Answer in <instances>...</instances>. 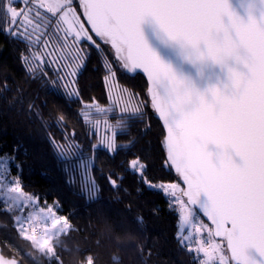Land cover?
Returning a JSON list of instances; mask_svg holds the SVG:
<instances>
[{"label":"snow or ice","instance_id":"1","mask_svg":"<svg viewBox=\"0 0 264 264\" xmlns=\"http://www.w3.org/2000/svg\"><path fill=\"white\" fill-rule=\"evenodd\" d=\"M45 7L60 13L65 51L79 61L66 66L68 75H78L88 59L72 45L107 46L105 98L114 92L133 112L155 115L161 168L169 175L148 179L150 165L139 158L130 169L170 198L169 207L178 206V243L196 264H264V0H254L245 16L231 0H50ZM147 23L192 64L226 70L227 82L200 90L178 76L149 45ZM117 65L142 70V92L125 88L121 95ZM104 143L111 149L112 137ZM0 264L8 262L0 256Z\"/></svg>","mask_w":264,"mask_h":264},{"label":"trees","instance_id":"2","mask_svg":"<svg viewBox=\"0 0 264 264\" xmlns=\"http://www.w3.org/2000/svg\"><path fill=\"white\" fill-rule=\"evenodd\" d=\"M44 13L50 26L38 41L34 34L15 35L0 24V156L8 160V172L19 179L22 191L40 204H55L69 228L54 244L53 256L36 261L32 245L0 204L2 254L18 264H196L177 241L176 210L130 169L139 158L150 165L148 179L159 182L169 175L161 168L155 115L111 110L115 148L100 147L84 112L92 102L109 105L101 77L112 51L86 42L72 45L88 56L73 78L63 79L59 64L31 67L26 58L45 35L62 50L66 73L71 69L66 66L79 62L65 51L66 35L56 28V15ZM117 75L121 87L142 92L140 74L131 77L117 65ZM83 167L97 189L94 197L86 194Z\"/></svg>","mask_w":264,"mask_h":264},{"label":"rangeland","instance_id":"3","mask_svg":"<svg viewBox=\"0 0 264 264\" xmlns=\"http://www.w3.org/2000/svg\"><path fill=\"white\" fill-rule=\"evenodd\" d=\"M46 3H50V0H2L0 2V24L4 23L3 28L15 35H25L27 37L28 33L34 34L33 37L35 36L34 38L38 41L43 34H46L47 27L50 26L47 21L49 19H47L44 12L53 14L48 7H45ZM67 7H71V5H67ZM13 13H15V16H13ZM55 15L56 20H58L56 28H58L60 34L66 35L68 29L60 19V13L57 12ZM50 38L49 36L46 37V35L43 37L40 47L38 50L31 52L30 56L26 58V63L31 65V67L35 66L38 68L44 67L46 63L54 64L55 67H58L57 64H59L64 71L63 79L68 76L73 78L74 75H68L64 70L65 67L62 66L64 65L62 63L65 61L64 57L60 58L62 50L60 47L55 48L56 44ZM45 45H48V49L45 48ZM49 49H57V51L53 55H48ZM68 69L71 72L72 69ZM120 92L123 95V87H121ZM85 109L84 117L86 121L91 122L92 131L97 134L98 145L108 149L110 148L104 143L107 137H112L113 147L111 149L115 148L113 136L115 127L108 117L110 111L117 109L120 112L128 111L135 113L126 103H120L114 92H110L109 105L101 106L92 102L86 105ZM73 151L75 152L74 149ZM8 171V160L4 156H0V204L13 216L19 235L28 240L32 245L36 253L31 256L39 262L45 258H50L54 254V244L59 241L61 234L68 230L69 223L63 216L58 214L55 204H40L34 195L22 191L19 179L16 176L10 175ZM81 171L83 174V184L86 185V194L94 197L97 189L92 179L88 178L89 169L87 168L86 171L85 167H83ZM152 187L158 189L155 185ZM165 198L170 203V198ZM172 209H175L177 212L178 223L176 231L178 232L181 224L178 216L179 209L178 206ZM193 221H195V217H193ZM183 228L184 233L190 231L188 224H184Z\"/></svg>","mask_w":264,"mask_h":264},{"label":"water","instance_id":"4","mask_svg":"<svg viewBox=\"0 0 264 264\" xmlns=\"http://www.w3.org/2000/svg\"><path fill=\"white\" fill-rule=\"evenodd\" d=\"M253 3L254 0H231L232 7L241 16L246 15V11ZM256 14L259 15V9H257ZM143 32L149 45L157 52L160 58L165 63L169 64L178 76L191 79L198 89L203 90L210 85L221 86L223 83L227 82L226 70H222L220 66L211 63L201 66L194 65L187 61L178 45L165 44L157 37L156 29L153 24L147 23L143 25ZM136 74L142 76V70L137 69L134 73H128L131 77L136 76ZM0 256H2L8 264H18L16 259L3 255L1 247Z\"/></svg>","mask_w":264,"mask_h":264}]
</instances>
